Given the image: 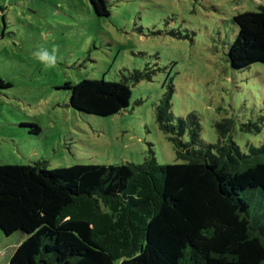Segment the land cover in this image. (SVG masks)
Segmentation results:
<instances>
[{"label": "rangeland", "instance_id": "obj_1", "mask_svg": "<svg viewBox=\"0 0 264 264\" xmlns=\"http://www.w3.org/2000/svg\"><path fill=\"white\" fill-rule=\"evenodd\" d=\"M0 0V165L47 170L76 164L178 162L153 108L172 94L174 125L195 115L215 144L216 122L231 119L240 146L264 144V64L232 68V17L264 0ZM55 52L47 66L34 53ZM140 72L139 82L131 73ZM126 83V112L98 117L73 109L65 83ZM187 126L189 123L187 122ZM36 129L38 131H36ZM19 232L0 231V264H20Z\"/></svg>", "mask_w": 264, "mask_h": 264}, {"label": "trees", "instance_id": "obj_2", "mask_svg": "<svg viewBox=\"0 0 264 264\" xmlns=\"http://www.w3.org/2000/svg\"><path fill=\"white\" fill-rule=\"evenodd\" d=\"M90 1L109 16L106 0ZM232 22L230 66L264 64V7ZM63 88L73 109L98 117L126 112L131 98L126 83L104 79ZM171 98L153 112L176 163L159 165L150 151L140 165H0V231L26 235L20 264H264V144L238 145L231 119L207 144L195 115L174 125Z\"/></svg>", "mask_w": 264, "mask_h": 264}, {"label": "clouds", "instance_id": "obj_3", "mask_svg": "<svg viewBox=\"0 0 264 264\" xmlns=\"http://www.w3.org/2000/svg\"><path fill=\"white\" fill-rule=\"evenodd\" d=\"M57 49H53V52L50 54L47 50H41L34 55L39 59L42 63H45L47 66L51 67L54 66L56 63V55L55 52Z\"/></svg>", "mask_w": 264, "mask_h": 264}, {"label": "crops", "instance_id": "obj_4", "mask_svg": "<svg viewBox=\"0 0 264 264\" xmlns=\"http://www.w3.org/2000/svg\"><path fill=\"white\" fill-rule=\"evenodd\" d=\"M25 238H26V235L24 234V236H23L22 238H20L19 243H20L21 241H23ZM0 253H1V252H0Z\"/></svg>", "mask_w": 264, "mask_h": 264}]
</instances>
